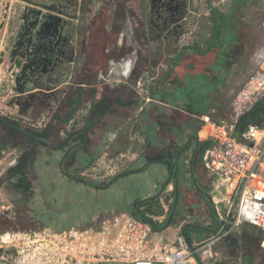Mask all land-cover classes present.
<instances>
[{
  "label": "crops",
  "instance_id": "crops-1",
  "mask_svg": "<svg viewBox=\"0 0 264 264\" xmlns=\"http://www.w3.org/2000/svg\"><path fill=\"white\" fill-rule=\"evenodd\" d=\"M11 1L12 8L9 18H13V25L8 26L6 22L1 26L0 20V57L8 38L11 35H16L18 31L20 24L17 16L19 6L23 9L26 5L21 0ZM44 1L53 10L62 11L71 21L65 28V33L69 35V41L63 45V53L60 55L58 67L53 71L47 65L48 69L43 74L49 80H44L41 83L43 89L40 92H36V101L31 106L23 108L15 103L11 107L17 108L19 111L23 109L21 111L32 118H40L48 111L53 110L51 121L43 131L47 132V135L55 142L63 141L67 137L69 134L66 132L68 121L76 113L83 111L84 121L80 124V127L88 129L89 132L77 134L76 139L82 141L87 137V140L76 148V151H84V146H86L87 152H85V155L95 154L94 157L101 153L107 154L109 157L122 152L134 153V157L128 167V170L130 169L129 174L121 176L117 180L118 182L108 188L109 191L107 192L109 195L112 194L113 197L118 198V193L121 190L117 189V187L120 186L122 193L125 194L129 190L131 194L133 193L134 199H138L139 195H144L145 199L151 197L153 195L152 191H154V188L157 189V185H154L150 190H141V184L147 176L148 169L159 172L167 167L163 164L154 163L143 171H139V167L145 164V155L157 153L167 145L172 146L174 151L177 146L188 142L187 136H185L184 132H180L179 128H176L173 134L165 135L161 125L162 121L160 120L163 113L156 112V106L162 105L167 109H178L185 113L193 121L195 125V129H193L198 134L199 141L200 137L204 141L209 140V131H211L209 120L215 122L221 118L220 113H216L210 118L206 114H192L169 103L176 95L174 93L175 88L171 84L176 73L194 75L197 70L207 67L203 62L199 63L200 60L197 63L192 62L190 58H179L177 60L176 54L172 49L176 47L177 32L183 28V16L189 0H179L181 3L183 2L180 14H175V17L170 18L168 21H165L163 17L157 16L152 11V0ZM206 1L209 5L213 4V8L216 7L221 11V4L220 6H214L218 0ZM232 1L229 0L225 8H230ZM15 4L19 6H15ZM209 16L201 21L199 32L204 38L209 36V28L212 25L209 21ZM262 29L264 30V28ZM247 43L245 44L247 48L244 47L247 51H245L246 54L236 59L238 60V73L234 81L238 84L237 86L244 83L250 73L254 72L264 55V31L262 37L256 34ZM134 53L139 56L136 60L133 59ZM159 55L162 57L156 59ZM146 58L149 61L146 67L151 71H140L138 74L136 62L137 60L140 62L141 59L143 61ZM204 61H206L205 58ZM4 65L5 63L0 68V85L4 81V84H6L9 80L12 83L10 74L1 70L4 69ZM146 72L153 74L155 79L157 77L160 78V86L154 93L167 97L166 100L169 98V102H163L156 97H151L149 91L146 94L137 92V82ZM2 77L5 79L2 80ZM33 91H37V89ZM14 95L15 93L0 99L1 101L6 99L8 104ZM104 101L109 102V107L106 109H104ZM97 106L104 110L103 113H99V108L96 109ZM94 111L99 114L93 117L92 121H89ZM213 112H216V110H213ZM69 115L70 118L67 120ZM215 115L218 119L214 118ZM185 131L192 133L190 128H186ZM203 131H205L204 134ZM137 133L141 135L142 139L140 137L139 140L136 139ZM76 139L74 138L73 141H79ZM194 146L196 147V145ZM50 147L53 146L48 145V149L53 153V156L59 157L63 153L60 149L57 150L58 148L52 151ZM5 149H17L18 153H21L19 146H9ZM193 149L192 147L187 152L188 158L185 161L188 165L190 164L189 160L192 157ZM46 152V147H40V154ZM135 164H137L138 168L134 167ZM135 169L138 171L132 173V170ZM187 174L188 172L185 177L188 176ZM152 176L154 178L157 174ZM179 177H182L181 173H179ZM204 180L202 186H196L191 180L193 187L191 188L190 186L189 189L175 186L173 181L168 184V190L173 191L172 193L175 197L172 202L175 211L173 218H176L181 213L180 211L189 210L188 213L192 216V222L188 223L210 225L213 219L219 220L218 215H221L222 229L226 224V220H223V218L230 216L232 212L228 214L229 207L226 208L227 204L222 202L220 210V207L216 205L219 204L220 193L217 192L214 185L208 183L207 179ZM173 187V190L170 189ZM159 193L162 195V191H159ZM223 193L221 191V196ZM164 196L159 197L157 201L160 207H163L164 199L166 200ZM114 205L113 210L111 209L109 213L122 210L118 202H115ZM150 205L151 207L154 206L151 203ZM204 212L207 215L204 220L207 224H200V222L197 224L195 221H201L200 217L203 216ZM156 214L160 215L163 212ZM157 231L159 232L156 236L160 239L174 238L177 235L175 230L166 227V225L162 230ZM226 243L229 244L231 249L234 248L235 252L233 254L235 256H242L240 261L236 260L237 262L241 263V261L245 262L244 260H246L249 262L248 264H264L262 258L264 255V242L263 246L260 243V247H251L253 254L249 257L243 255L240 241L231 240ZM227 255L230 254L227 253ZM226 264H229L228 261Z\"/></svg>",
  "mask_w": 264,
  "mask_h": 264
},
{
  "label": "built area",
  "instance_id": "built-area-1",
  "mask_svg": "<svg viewBox=\"0 0 264 264\" xmlns=\"http://www.w3.org/2000/svg\"><path fill=\"white\" fill-rule=\"evenodd\" d=\"M228 1L218 0L214 6L221 4L223 7ZM212 9L213 4L209 5L206 0H189L183 28L177 34L178 51L195 44L201 21ZM137 58L134 53L133 59ZM154 81L153 74L144 73L137 82V92L148 93ZM4 83L0 85V98L15 93L10 80ZM263 96L264 55L255 71L232 96L229 117L219 122L209 120L211 144L204 149L202 161L208 182L220 193L219 203L228 205V214L233 208L235 225L247 223L264 230V120L261 125L249 124L241 132V140L233 135L239 118ZM2 102L5 106L0 107V111L6 118L33 131L44 130L53 115L50 110L40 118H32L8 105L6 99H0V105ZM83 121L84 112L76 113L68 121L66 132L80 127ZM139 137L142 139L137 133L136 139ZM200 141L203 142V138L200 137ZM18 155L17 149L0 151V221L15 205L1 179L18 161ZM133 157L131 152L110 157L102 154L94 165L82 171V176L93 181L109 180ZM221 191L224 192L222 196ZM164 197L163 214L151 217L159 223L167 220L174 200L169 190ZM184 226L181 225L176 237L160 239L156 236L159 231L151 222L121 210L111 213L99 227L54 229L44 226L34 231L0 229V264H211L215 261L216 247L230 234L229 230L222 233L220 228L215 234L193 240L184 234Z\"/></svg>",
  "mask_w": 264,
  "mask_h": 264
},
{
  "label": "trees",
  "instance_id": "trees-1",
  "mask_svg": "<svg viewBox=\"0 0 264 264\" xmlns=\"http://www.w3.org/2000/svg\"><path fill=\"white\" fill-rule=\"evenodd\" d=\"M255 2H258V0H233L231 6H229L230 8H221V11L214 7L211 11V16H209V21L212 25L209 28L210 31L208 37L204 38L199 32L196 42L193 46L184 47L179 51L177 50V47L172 48L176 54L177 60L179 58H190L194 63H197L200 60L199 63L203 62V64H206L207 67L205 69L201 68L197 70L194 75L189 73L183 75L176 73L175 78H173L171 81V84H173L175 88L174 93L176 95L170 102L168 101L170 100L169 98L166 100L167 97H163V95H157L154 93L156 92L155 90H158V87L160 86L161 80L158 77L155 79L154 84L150 85L149 95L153 98L156 97L163 102H169L174 106L195 115L206 114L212 118V111L216 110V112L220 113V116L224 118L226 113L230 110V101L232 96L243 84L242 83L240 86H237L238 84H236L234 81V78L238 73V60L236 59L246 54L247 45L245 44H248L247 42L250 40V37H252L250 35L248 36L244 29L246 27V17H239L237 10L239 8L246 9L248 5ZM161 57L162 56L159 55L156 59H160ZM204 58L206 61H204ZM148 64V58L145 60L143 59V61L141 59L140 62L137 60V73L139 74L140 71H151L148 70V67H146ZM171 72L174 73L175 71ZM108 107L109 102L104 101V109ZM156 107V112L163 113L160 120L162 121L161 125L165 135H171L174 133L176 128H179L180 132H184L185 136H187L188 142H186L184 145L177 146L174 151L172 146L167 145L157 153L145 155V164L139 167V171H143L145 168L154 163L163 164L168 168L169 174H173L174 177L170 179L168 178L164 183H162V188H165L172 181L174 182L175 186L180 187V184H182L186 178L185 174L187 172L190 173V178L196 184V186H202L205 181L204 179H207L206 169L204 167L202 157L204 149L211 144V140L209 139L203 142L199 141L198 134H196L194 131L195 125L193 121L181 110L167 109L162 105H157ZM97 108H99V106H97L96 109ZM103 111V109L99 108V113H103ZM99 113L94 111L93 116L90 117L89 121H92V118L96 117ZM69 118L70 115L67 117V120H69ZM0 123L2 122L0 121ZM2 124L4 125L6 139H3L4 141L0 145V151L9 146L20 147L19 142H16L17 139H23L26 141L25 147L21 151L18 161L7 169L4 177L1 179V182L5 183L9 191L15 193L18 196V199L16 200V206L24 207L30 203V201H32L34 195L37 192V187H34V182L36 179L34 177H38L37 175H39V171H35L36 168L33 167V163L40 154L38 149L39 145L44 143L36 139L27 138V136L19 130L4 123ZM186 128H190L192 133L188 131L186 132ZM204 133L205 131H203V134ZM45 135L48 136L47 132H45ZM194 145H196V147ZM192 147L194 149L192 151V157H189L190 164L188 165L185 160L188 158L187 152ZM84 148V151L81 152L76 151L75 149L72 150L73 152L71 154V159L74 160V171H76L77 174L82 173V171L95 158V154L85 155L87 148L86 146H84ZM129 170H124L121 172L120 176L128 175ZM33 171L34 177L31 178L30 176ZM179 173L182 174V177H179ZM118 179H116L114 182H118ZM180 180L181 182H179ZM44 189L45 190L43 193L45 194L47 189ZM159 191H162V189ZM125 193H127V191ZM108 197H110L108 201H114L113 203L116 202L115 197ZM159 197L160 196L158 194L153 195L144 199V203L159 205L157 202ZM140 201L141 200H137L136 203L132 201V204L126 203L124 205L121 201L118 203L120 204L119 206L122 207L120 209L135 216L144 217L147 221L152 223L153 228L156 230H162L171 217V214L175 215L173 204H171L170 212L166 222L159 223L147 215L146 211L141 208ZM72 204H74V202L69 200L68 205ZM53 208V202H50L45 198L42 199L41 207L33 208L30 213L32 222L27 225L29 231H34L44 226H49L54 229L68 228L72 226H77L80 228H87L88 226L99 227L103 219L100 217V215L105 217L104 215L107 214L106 212L101 211L95 219L94 217L89 218V216H86V220L73 222L67 217L68 211L70 210L68 207H64L62 209L63 211L60 210V212L54 211ZM7 213L3 215L2 220L0 221V227L7 225L6 227H8V230H25L27 228V226L23 225L22 222L20 223V214L13 216ZM231 219H234V215L231 216ZM173 220L174 218H172V223L174 222ZM183 228L184 234L189 239H191V234L194 232L201 236L205 233H209L210 231H217L221 228V222L213 219V222L207 226L188 223L185 224ZM229 228L230 223H226L224 227H222L221 232L227 231ZM257 228L261 231V235L259 237L256 236L257 234L247 232V239L250 243H252L250 244L252 248H257L264 236V230L260 227ZM0 229L6 230L4 227ZM262 258L264 260V255ZM227 261L229 264L237 263L236 259L232 258L228 259ZM244 261L245 262L241 261V263H239H249L246 260Z\"/></svg>",
  "mask_w": 264,
  "mask_h": 264
},
{
  "label": "water",
  "instance_id": "water-1",
  "mask_svg": "<svg viewBox=\"0 0 264 264\" xmlns=\"http://www.w3.org/2000/svg\"><path fill=\"white\" fill-rule=\"evenodd\" d=\"M26 5L21 9H18V19L20 24L16 35H11L7 44L2 49L0 57V68L5 63L2 72L9 73L10 79L13 83V89L15 95L8 103L9 105L18 104L21 108L31 106L36 101V92H40L43 89L41 83L47 79L43 73L47 71V65L54 71L58 67L60 61V55L63 53V45L69 41V35L65 33L66 25L70 24L69 18L62 12L53 10L50 5L44 0H21ZM11 0H0V20L1 26L6 22L8 26L13 25V18H9L12 8ZM169 4L179 5V0H161V5ZM163 7V6H162ZM155 6L152 11L154 12ZM162 17V14L160 15ZM166 21L168 18L166 17ZM37 89V91H33ZM23 110V109H21ZM19 111L24 114L23 111ZM27 115V114H24ZM28 116V115H27ZM264 120V96L261 97L255 104V106L247 113L243 114L235 127L234 136L241 140V132L249 125L256 124L261 125ZM0 121L6 125H9L28 138L39 140L50 146L56 148L64 147L62 156L59 160V167L61 173L69 176L64 171L65 159L75 148H78L82 143L86 142L87 137L82 141H73L74 138L80 132L88 133V129L78 127L70 132L63 141L55 142L49 136L45 135L43 130L32 131L22 125L16 124L12 120L0 115ZM138 170H132V173ZM121 173H118L109 180L104 181L105 184L98 183L97 181L89 180L83 176H75L74 182H82L88 185L95 192L107 190L114 181L120 177ZM72 186H69L65 193V197L69 198V192ZM137 199H134L136 202ZM62 207L61 209H63ZM171 217L166 224L169 227L172 223Z\"/></svg>",
  "mask_w": 264,
  "mask_h": 264
},
{
  "label": "rangeland",
  "instance_id": "rangeland-1",
  "mask_svg": "<svg viewBox=\"0 0 264 264\" xmlns=\"http://www.w3.org/2000/svg\"><path fill=\"white\" fill-rule=\"evenodd\" d=\"M225 6H227V3L223 7L221 5V8L227 9L228 7L225 8ZM237 12H238V16L239 17H241V18L242 17L243 18L246 17V26L247 27L245 28V32H247L248 36L250 35V36L254 37L257 34V36L262 37L263 31H264L262 29V28H264L263 27L264 26V0H258V2L250 4V5H248L246 7V9L239 8L237 10ZM252 37H250V38H252ZM3 106H5L4 102L1 103L0 107H3ZM230 108H231V104H230ZM212 113L214 115V114H216L218 112L215 113V112L212 111ZM230 113H231V109L229 110V112L226 113L224 118L223 117H221V118L225 119V118H227V116L229 117ZM0 115L6 117V115L2 114L1 111H0ZM214 118L215 119L217 118L216 115H215ZM221 118L219 119V121L222 120ZM219 121L216 120L215 122H219ZM3 139H6V133L4 132V125L2 123H0V145L4 141ZM16 142H19V144H20L19 148L22 151L24 149V147H25L26 141L23 140V139H17ZM41 145L42 144H40L39 147H42ZM46 151H48V149H46ZM101 154L97 155L87 167L94 165V162L100 157ZM128 167H129V163H125L124 166H122L121 172L124 171V170H127ZM134 167L138 168L137 164H135ZM149 169H148L147 176H146V178H148V179L145 178V180L142 181L141 190H143V189H144V191L145 190H150V189H152L154 187V185H157V189L154 188L153 189L154 191H152L153 192L152 194L153 195H157L158 194L160 196V198H161L164 195H166V193L168 191V187H169L167 185L165 188H162L161 187L162 183H164L168 178L169 179L173 178L174 175H170L168 173V169L167 168L163 169V170H160L159 172H156V171H153V170L151 171V169L150 170ZM35 171H38V170H35ZM153 174H155V175L157 174V176L156 177L154 176V178H153V176H152ZM80 175H82V173H80ZM187 175L188 176H186L184 182L182 183L183 185H181V184L180 185H181V187L189 189L190 186H191V188L193 186H192V183H191L190 174L188 173ZM37 176L38 177H34V171L32 172V174L30 176L31 178H33V177L36 178L35 179V183L38 182L37 181L38 179H42V176H43L42 172H40V175H37ZM96 181L98 183H101V182L104 183V181H99V180H96ZM44 188L45 187L40 186V183L38 182L37 192L34 195V198L32 199V201H30V203H28L24 207L16 206V200L18 199V196L15 193H12L11 191H9V189L7 188L8 189L7 190L8 194H10V197L15 200L14 208L12 210H10L8 213L10 215H13V216L14 215L16 216L17 214L18 215L20 214V216H19L20 223L22 222L23 225L27 226L28 224H30L32 222V217H31V214H30L31 211L35 207H41L42 199H44V198L49 200L50 202L54 203V208H53L54 211H59L60 212V210H62L61 209L62 207H65V208L68 207L70 210L68 211V216L67 217H68V219H70V221H73V222L86 220L87 219L86 216L87 217L89 216V218L90 217H94V219H95L99 215V213L101 211L107 213L106 215H104L105 217L100 215V217L103 218L102 219V221H103L104 219H106L112 213V212L111 213H109V212H110L111 209L113 210V206H115L114 205L115 203H113L114 201H112V202L108 201L110 199V197H102L101 199H98L97 196L99 194H102V192L98 191L96 193V192H94V190L92 188L87 187L84 184L74 185V187L70 189L69 198H66L64 193H60L58 195L56 194V195L52 196V197H55V198H51L50 197L48 199V197L43 193L44 190H45ZM117 189L121 190L122 188L120 189V186H118ZM160 189H162V195H161V193H159ZM170 189L173 190L174 187L170 188ZM132 194L128 190L127 193H125V194L122 193L121 195H118V198L115 197L116 202L121 201V202H123V204H126V203L127 204L128 203L132 204V201H134V198H133ZM143 196L144 195H139L138 200H141L140 201L141 208L146 211L148 216H150V217L156 216V215H158L156 213L159 212V214H160L161 212L164 211V208L162 206H161L162 208L160 206H158V205H154V206L151 207L150 203H144V199L145 198ZM69 200L71 202H74V204L68 205V201ZM84 200H85V202H84ZM203 202H207V201H203ZM222 203H224V202H222ZM219 204H216V205L218 207H220V210H221V203H219ZM226 208H228V205H227ZM218 210H219V208H218ZM188 211L189 210L180 211L181 213L178 214L176 216V218H174V220H173L174 222L171 223V225L169 227L172 228V230H175L178 233L181 225L183 226L185 224H188V222H192V219H191L192 216L189 215ZM206 211H208V210H206ZM231 212L234 214L233 208H231ZM233 214L223 218V220H226V223H230V228H229L230 234H228L226 237L222 238L219 241V243H218V245L216 247L218 256H217L216 260L213 261L211 264H226L227 260L231 259V258L232 259H236L238 261H240L242 259V256H240V257L235 256V254H233V252H235L234 248L231 249L229 244L226 243L227 241H231V240L240 241L241 247H242L241 251H243V255H245L246 257L247 256L249 257L251 254H253V251H251L252 248L250 246V244H252V243H250L248 241V239H247V232L248 233L257 234L256 236L259 237L261 235L260 234L261 231L257 227H255L254 225H250V224H247V223H245V224L242 223V224L235 225V219H231V216ZM205 216H207V215L204 212L203 216L200 217V219H202V220L201 221H195V222L197 224H199V222H200V224H204V223L207 224L204 221L205 220ZM218 216H219V220L218 221L221 222V215H218ZM193 222H194V220H193ZM167 223H168V221H167ZM6 226L7 225H3L0 228L4 227L6 230H8L7 229L8 227H6ZM202 226H207V225H202ZM33 229H36V228H33ZM255 229H257V230H255ZM25 230H29L28 226H27V228ZM216 232L217 231H214V232L210 231L209 233H205V234L203 233L204 235H201V236L194 232V233L191 234L192 235L191 239H193V240L197 239L198 240V239H201V238L208 237L211 234H215ZM245 241H246V243H245ZM263 242H264V236H263V238L261 240L262 246H263ZM253 248H255V247H253ZM238 252H240V251L238 250ZM227 253L230 254V255H227Z\"/></svg>",
  "mask_w": 264,
  "mask_h": 264
},
{
  "label": "flooded vegetation",
  "instance_id": "flooded-vegetation-1",
  "mask_svg": "<svg viewBox=\"0 0 264 264\" xmlns=\"http://www.w3.org/2000/svg\"><path fill=\"white\" fill-rule=\"evenodd\" d=\"M152 3H153V6H155L154 13H156L157 16H160L162 14V17L166 21V17L168 18V20H170V18L175 17V14H178L180 12V8L182 7L183 2L181 3V1H179V5L176 4L172 6H169V4H163V3L161 5V0H152ZM43 145L44 147H46V149H48V144L46 145V143H44L41 146ZM59 149L60 151H63L64 147L58 148L57 150ZM50 150L55 151L56 147L55 148L50 147ZM61 156L62 154L59 157H56L55 155L53 156V153L50 152L48 149L46 153L39 154V156L33 163V167L39 171V175H40V172H42V175H43L42 179H38L37 181L40 183V186L45 187L47 189V192L45 193V195L47 197L49 196V198L50 197L55 198L52 196L56 194L57 195L60 193L65 194L69 186H72L73 188L74 185L83 184L82 182L81 183L74 182L73 178L75 176H82V175L77 174L76 171H74L75 164H74V160L71 159L70 154H69L70 157L68 156L69 158L67 157L64 163V171L67 174H69V176H66L61 173V169L59 167V160ZM38 182L37 183L34 182V187L38 186ZM101 184H105V183L101 182ZM113 184H115V182ZM85 186L89 187L88 185H85ZM107 191H109V189L101 191L102 194H99L97 198L101 199L102 197H108L110 195L111 197H113L112 194L109 195ZM121 194H122V189L120 193H118V195H121Z\"/></svg>",
  "mask_w": 264,
  "mask_h": 264
}]
</instances>
